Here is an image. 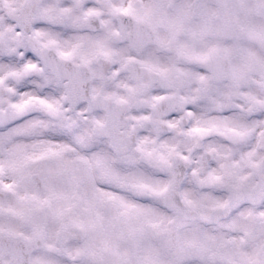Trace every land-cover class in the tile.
Masks as SVG:
<instances>
[{
  "label": "snow or ice",
  "instance_id": "1",
  "mask_svg": "<svg viewBox=\"0 0 264 264\" xmlns=\"http://www.w3.org/2000/svg\"><path fill=\"white\" fill-rule=\"evenodd\" d=\"M0 264H264V0H0Z\"/></svg>",
  "mask_w": 264,
  "mask_h": 264
}]
</instances>
